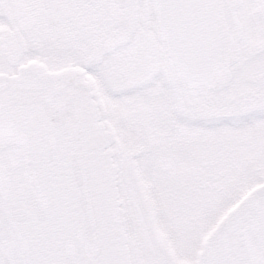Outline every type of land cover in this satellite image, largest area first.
Here are the masks:
<instances>
[{
  "label": "flooded vegetation",
  "instance_id": "flooded-vegetation-1",
  "mask_svg": "<svg viewBox=\"0 0 264 264\" xmlns=\"http://www.w3.org/2000/svg\"><path fill=\"white\" fill-rule=\"evenodd\" d=\"M213 1L226 3L235 40L227 81L207 88L179 80L156 0H0V90L80 124L96 264H264V181L239 195L205 161L173 171L186 122L264 109V0ZM129 132L152 146L151 207L143 182L116 184L117 165L133 163L119 153ZM27 160L22 145L0 144V264H26L4 211L35 198Z\"/></svg>",
  "mask_w": 264,
  "mask_h": 264
},
{
  "label": "water",
  "instance_id": "water-1",
  "mask_svg": "<svg viewBox=\"0 0 264 264\" xmlns=\"http://www.w3.org/2000/svg\"><path fill=\"white\" fill-rule=\"evenodd\" d=\"M156 3L179 80L188 87L223 84L234 41L226 3L223 11H217L213 0ZM77 129L74 115L0 90V144L24 147L35 191L29 207L4 211L26 264H95L93 218Z\"/></svg>",
  "mask_w": 264,
  "mask_h": 264
},
{
  "label": "rangeland",
  "instance_id": "rangeland-1",
  "mask_svg": "<svg viewBox=\"0 0 264 264\" xmlns=\"http://www.w3.org/2000/svg\"><path fill=\"white\" fill-rule=\"evenodd\" d=\"M236 80V79H235ZM231 81L219 91H233L240 87L239 81ZM242 86V84H241ZM238 89V88H237ZM216 94V92L208 91ZM183 126L186 130V143L175 144V172L196 171L205 161L208 173L224 171L228 183H234L238 194L242 195L252 186L264 181V109H261L245 119L238 117L223 119H192ZM136 133L129 132L127 145L120 148L119 153H125L132 158L131 168H126L124 163L118 164V187H127L131 184L143 182L146 192L147 204L152 206L151 176L156 172L151 161L152 146L146 148L145 142H137ZM153 133H151L152 135ZM145 136V134L143 133ZM148 136V135H146ZM141 140V139H138ZM148 140L152 141L149 138ZM136 144V145H134ZM138 146V147H137ZM149 151V153H146ZM184 157L176 160L177 157ZM169 167L168 171H172ZM167 170V169H165ZM143 171L144 179L133 177L132 180L124 179L127 173ZM86 183V180H85ZM226 183V184H228ZM146 185V186H145Z\"/></svg>",
  "mask_w": 264,
  "mask_h": 264
},
{
  "label": "bare ground",
  "instance_id": "bare-ground-1",
  "mask_svg": "<svg viewBox=\"0 0 264 264\" xmlns=\"http://www.w3.org/2000/svg\"><path fill=\"white\" fill-rule=\"evenodd\" d=\"M218 1V0H217ZM216 1V2H217ZM220 2V1H219ZM218 7V6H217ZM235 40V39H234ZM66 78V77H65ZM73 80V79H72ZM227 81V80H226ZM67 84V83H66ZM185 84V83H184ZM225 84V83H224ZM6 90V89H5ZM55 90V89H54ZM56 91V90H55ZM51 92H52V90H51ZM54 92V91H53ZM54 95V94H53ZM46 102V101H45ZM65 111V110H64ZM78 125H80V124H78ZM79 128V127H78ZM80 132V131H79ZM78 139V138H77ZM99 139V138H98ZM97 139V140H98ZM82 147V146H81ZM82 149V148H81ZM86 149V148H85ZM83 153V152H82ZM6 171V170H5ZM10 174V173H9ZM3 185V184H2ZM99 187V186H98ZM88 189V188H87ZM111 191V190H110ZM90 192V191H89ZM89 199V198H88ZM91 199V198H90ZM92 209V208H91ZM93 210V209H92ZM91 211V210H90ZM93 218V217H92ZM96 221V220H95ZM92 232H93V228H92ZM96 264V263H95Z\"/></svg>",
  "mask_w": 264,
  "mask_h": 264
}]
</instances>
